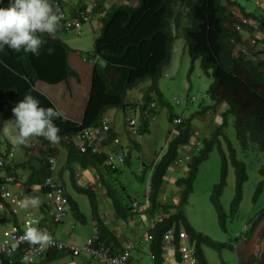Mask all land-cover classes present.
I'll list each match as a JSON object with an SVG mask.
<instances>
[{"label": "trees", "instance_id": "trees-1", "mask_svg": "<svg viewBox=\"0 0 264 264\" xmlns=\"http://www.w3.org/2000/svg\"><path fill=\"white\" fill-rule=\"evenodd\" d=\"M56 1L62 4V0ZM102 2L103 0L98 2L94 13V17H97L100 12H105L98 20L99 33L93 40L91 51L84 55V58L91 60L93 64L90 89L82 118L77 123L60 115L55 121L60 128L61 137L56 144L65 152V168L72 178L70 179L72 189L87 198L98 238L103 243L107 255H114V251L122 248L99 216L96 194L90 188L74 183L72 177L74 168L94 169L97 172L105 199L111 204L114 214L120 221H126L129 216L134 215L131 206L133 202L142 205L143 201H138L135 194L128 193L126 186L118 180L119 169H111L104 165V157L110 150H105L100 155L90 154V151L80 152L75 141L84 129L99 126L109 109L139 112L138 119L144 116L146 120L141 118L139 121L138 133L141 138L147 133L149 125L155 121L161 109L166 108L167 121L175 127L176 133L172 134L173 137L167 142L166 151L159 161L151 166L149 192L146 196L148 207L144 212L152 219L157 213L165 216L152 229H148L151 264H162V238L171 228L175 232L180 229L185 231L188 236L187 244L194 247L201 264H206L201 246L220 248L226 244H215L195 232L185 218L183 210L193 191L200 165L209 158L214 149H217L220 156V177L219 183L213 186L210 200L223 230L226 216L219 198L226 185L229 166L235 176V193L230 209L232 214L236 212L247 174L245 164L237 159V151L226 138L230 117L240 152L246 155L264 153V54L259 58L258 55L262 53L255 51L253 57L248 58L244 47L248 41L243 40V36L249 38L255 34L256 25L264 32V11L258 8L250 13L230 0H135L134 5L112 3L109 8H104ZM226 3L230 8H234V12ZM63 5L66 8L68 6ZM75 6L81 7L79 4ZM237 26L242 29L240 33L243 36L236 31ZM63 32L67 31L59 27L51 35L39 34L46 43L38 56H32L30 53L26 55L22 51L17 53L7 48L0 51V128L12 116L11 107L22 98L25 91L30 90L42 106L55 108L47 97L35 89L36 82L56 85L67 84L70 78L79 81L77 73L68 64V56L72 50L61 40L59 33ZM176 34H180L183 39L184 49L190 60H197L201 69L211 79L204 92L209 104L199 103L197 115L217 113L220 109L222 111L219 115V124L212 128L207 138L199 140L198 148L193 155L185 158L188 159L184 165L186 174L172 182L176 188L175 199L168 198L161 202L159 191L166 180L167 172L173 163L179 161L181 148L190 144L193 130L190 119L172 112L171 105L158 86L164 67L171 62L172 43ZM49 46L53 48L51 54L44 50ZM254 49L250 48L251 51ZM145 81H148V85L142 92L141 101H129L127 92ZM173 101L180 105L177 99ZM193 101V97L188 94L185 96L183 101L185 112L189 110ZM151 103L154 107H149ZM175 120H179V123H174ZM33 138L38 143L47 144L43 137ZM113 138L114 134L108 131V139ZM222 140L226 143L225 149L222 147ZM131 141L137 146L136 140ZM7 144L0 145L1 155L12 148L15 152L14 143L10 140ZM50 151L48 149V152ZM126 162L127 157L124 155V163ZM40 164L36 171H39L42 177L47 176L49 170L44 155ZM3 170L4 175L13 176L21 182L24 193L30 194L34 180L31 178L30 181L22 182V177L16 172L14 158ZM258 174L261 180L255 187L253 202L261 195L264 196V164L259 168ZM44 196L45 190L41 189L39 195L41 204L37 208L39 217H36L40 219V223L50 221L53 223L52 208L45 204ZM66 197L68 214L77 223L86 224L87 218L80 211L77 202L67 194ZM0 202L5 204L1 197ZM263 215L264 209L259 212L255 222ZM246 231L247 228H244L235 239H244ZM179 244L178 237L174 238L173 248H177ZM30 248L31 246L24 245L13 254L1 255L0 263L28 264L21 263L20 259ZM68 254L65 251L48 250L42 258L32 264L57 262ZM248 264H258L257 258L251 257Z\"/></svg>", "mask_w": 264, "mask_h": 264}, {"label": "rangeland", "instance_id": "rangeland-1", "mask_svg": "<svg viewBox=\"0 0 264 264\" xmlns=\"http://www.w3.org/2000/svg\"><path fill=\"white\" fill-rule=\"evenodd\" d=\"M230 1L238 3L250 13H253L258 8L264 11V0ZM71 4L72 2L70 0L69 5ZM226 6L234 12V8H230L227 3ZM256 27L258 35L264 33L262 32L263 29L259 25H256ZM99 28V22H95L94 25L91 23H85L82 25L80 33H72L68 31L59 33L62 41L71 47L73 54H75V56L83 62L82 64H85V71L78 69L80 76L84 78L86 76H90V72H88L90 70L89 63L93 64L91 60L84 58V55L91 51L93 40L98 35ZM245 45L246 54L249 58L254 55L253 52L255 51H251L249 45ZM171 54V62L169 65L164 67L158 86L167 102L171 105L173 109L172 112L176 115H183V117L190 119L192 128L196 131H200L203 129V120L205 118L197 115L198 104H209V100L205 97L204 92L211 83V79L201 69L197 60L191 61L187 56L184 49V42L180 37V34H176L172 43ZM74 66L76 67V65ZM147 85L148 81H145L137 88L128 91L127 99L129 101L135 100L140 102L142 92L145 90ZM66 89L64 88L65 92L67 91ZM71 90L72 95H83L84 90L86 93V89L79 85L76 87L72 85ZM187 94L193 97L194 101L189 110L185 112L183 110V101ZM174 99H177L178 102H180V105L175 104L173 101ZM108 114L115 117L116 120L113 122L114 125H120L124 118L125 126L128 119L137 118L138 116L136 111H121L119 109H109ZM167 114V109L162 108L155 121L149 125V129L146 134L138 139L131 137L132 140L137 141L140 146L139 150H134L131 147H128L123 151L124 155L127 157V162L118 168L120 173L117 175V178L126 186L128 193L130 194H134L131 191L140 193V190L144 188L143 183L144 181H149L152 172L151 165L159 161L160 157L166 151L167 142L173 137L172 134L176 133L175 127L167 121ZM70 116L76 117L77 112L75 111L71 113ZM101 126L102 123H100L97 127L84 129L83 131L87 130L94 132L95 130L100 129ZM9 128L11 131V126H9ZM83 131L78 135L77 139ZM209 134L207 133L206 136L205 134H201L198 138H196L198 140H202L207 138ZM226 138L237 151V159L245 164L247 174V180L244 182L242 187V198L240 204L237 206L236 212L232 214L230 209L235 193V176L233 169L229 166L226 185L219 198L220 206L226 216L223 230L220 227L216 211L210 200L213 186L219 183L220 177V156L218 150L214 149L210 153L209 158L199 167V171L193 185V191L188 197L183 213L189 225L195 232L207 237L215 244H226V246H222L220 248L202 245L200 249L205 258L206 264H248L250 258L253 256L257 258L258 264H264V215L255 222L258 218L259 212L264 209V196L261 195L256 201H252L255 187L261 180L258 170L264 164V153H252L250 155H246L240 152L239 145L235 139L231 117L229 119L228 127L226 128ZM3 139H6L7 141L11 140L0 134V141ZM123 140L128 142L127 137ZM221 142L222 147L225 149L226 143L223 140ZM16 155L18 157H22L21 151L17 150L16 152L15 150L14 160ZM192 155L193 154H191V156ZM179 163L180 158L178 162L173 163L169 168L165 177L166 180L159 191L160 196L164 195V197H167V200L174 195L176 190L172 182L178 177L180 178L184 176V166ZM58 165H60V162ZM143 166H145V168H143ZM83 200V202H80V209L82 214L87 218L86 224L77 223L70 215L67 216L63 220L62 225L66 226L65 224L67 221H71V224L73 225L72 227H75V229H69L70 233H68L65 239H61L75 241L76 239L87 237L90 234L92 235V225L90 226V222L88 221L89 214H91V212L88 207L89 205L87 206V199L83 197ZM0 224H3V221H1ZM243 227L247 228V235L244 239L236 240L235 235L239 234ZM94 230H96V228L93 226L92 231L94 232ZM166 256L167 250L163 249V257ZM133 258L136 259L135 256H133ZM137 259L138 260L135 264L152 263V260H150L146 254L141 255Z\"/></svg>", "mask_w": 264, "mask_h": 264}, {"label": "crops", "instance_id": "crops-1", "mask_svg": "<svg viewBox=\"0 0 264 264\" xmlns=\"http://www.w3.org/2000/svg\"><path fill=\"white\" fill-rule=\"evenodd\" d=\"M89 1L90 0H71L73 4H79V6L81 7L85 5L86 3H88ZM112 1L121 2V0H103L102 4L104 8H109L112 4ZM125 2H128V4H133V5L135 4V0H125ZM98 20L99 19L96 17L95 19L92 20L91 24L94 25L95 22ZM69 48L71 49V47ZM261 55L263 54L258 55V57H260ZM82 63L83 62L77 56H75V54H73V50H72V52L68 56V64L70 68L77 73L78 78H79L78 82H76L75 79L70 78L68 80V83L66 84L67 86L64 83H59L56 85H48L41 81H38L35 83V89L39 91L40 93H42L45 97H47V99L53 104V106L56 108V110L60 113V115L63 118L77 122V123L80 122L82 115H83L85 103H86L88 92L90 89V76H91V70H92V64L88 62L89 69H90L88 72H90V76H86L85 78L80 76L78 69H82L85 71V66H84L85 64H82ZM74 65H76V67ZM72 85H74L75 87L78 85L83 86L86 89V93L84 90L83 95H80V96L72 95L71 94ZM64 88L67 90L66 92ZM75 111L77 112V116L76 117L70 116L71 113ZM221 111L222 110L220 109L217 113L212 112L206 115H199L205 118L203 120V129L200 131H196L194 129L192 130L193 138L190 141V144L186 146L184 150H182L183 157L179 164L184 166L187 162L185 158H188L189 156H191V154L196 150L197 145H198L197 138L201 134H205L206 136L207 133L209 134V132L212 130L214 126L219 124V115ZM10 118L11 116L7 120H9ZM115 120H116L115 117H113L112 115H109L107 111L105 113V118L102 120V122H105L108 125L109 132L114 134L113 139L119 140L120 142L119 145L113 144L111 142V140L113 139L104 138L102 139L100 143H98L99 149H101V151L110 150L111 152H114L115 154H120V153L124 154L123 151L126 150L128 147H131L134 150H139L140 147H138V144L137 146L133 145L132 142H130L131 139H129L127 136V129H126V126L124 125V118L120 125H114L113 122ZM5 125H6V122L2 125V127ZM7 126L9 127L11 125H7ZM125 137L128 138V142H125V140H123ZM32 139L33 137L28 138L24 146L14 144V148L16 152L17 150H20L22 153V157H18L16 155V158H15L16 172L19 174V176L22 177L21 178L22 182L30 181L31 178L34 180L30 188V194L24 193L23 191L24 188L22 187L23 196H26V195L39 196L41 189H43L41 187V184L46 176L45 175L44 177H42L40 172L36 171L39 169L41 165L40 161L43 159L40 154V152L43 149H39L38 151L30 150L27 146H28L29 141H31ZM7 142L8 141L6 139H3L2 141H0V145H8ZM56 155H57L56 173L53 174V177L55 181L63 188L65 194L71 196L77 202L79 209H80V202L84 201L83 197L85 196L81 194H77L72 189L71 181H70V179L72 178L70 176L69 171L66 170L65 168V158H66L65 152L59 149ZM59 162H60V165H58ZM143 168H145V166H143ZM183 174L184 175L186 174L185 170L183 171ZM72 177H73V180L75 181L74 182L75 184L90 188L96 194L97 203L99 206V216L101 220L103 221V223L115 235L118 243L120 244V248H122L117 251H114L115 252L114 255L124 250H127L130 254L129 264H135L138 260L137 258L145 254L149 257L150 260H152V256L150 255V253H148L149 252L148 244L150 242L148 229L158 214H154L153 219H152L149 215H147L144 212V210H146V208L148 207V201H147L146 196L149 192V187H148L149 181H144L143 183L144 188L140 190V193L131 191L138 198V201H141V200L143 201L142 205H138L139 206L138 213L134 214L133 216H129L126 221H120L118 217L114 214L111 204L105 199L104 191L100 187L98 175L94 169L81 170L78 167H75ZM14 192L17 193L18 189L14 190ZM165 199H167V197H164V195H162L160 201L163 202ZM171 199H175V196L173 195L172 197H170V200ZM86 202L88 206V201L86 200ZM21 210L22 212H28L35 216L39 215L37 208L29 207V208L21 209ZM7 212L9 213V210L0 211V222L3 221V224H0V231L9 229L11 226H13L14 224L18 222L17 221L18 219L11 217L10 213L8 214ZM67 216H69V214ZM8 217H9V220H8ZM63 220L58 223L56 222L52 223L51 221L49 223H44V222L40 223V219H39V227H41V229H46L48 233L50 234V236L53 237L55 240L64 242L65 244H69V245L71 244L74 246H82L85 243V241L89 237H91L90 236L91 234H90L87 237H83L81 239L79 238V239H76L75 241L61 239V238L65 239L68 233H70L69 229L70 230L75 229V227H72L73 225L71 224V221H67V223L65 224L66 226L62 225ZM88 221L90 222V226L92 225V229H93V221L91 219V214H89ZM92 229H91V233L93 234ZM133 256H135L136 259H134ZM43 264H102V263H99L88 256H83V255L71 256L70 254H68L57 262H52V263L44 262Z\"/></svg>", "mask_w": 264, "mask_h": 264}, {"label": "built area", "instance_id": "built-area-1", "mask_svg": "<svg viewBox=\"0 0 264 264\" xmlns=\"http://www.w3.org/2000/svg\"><path fill=\"white\" fill-rule=\"evenodd\" d=\"M99 1L100 0H90L81 8L76 7L66 10L61 3L52 0L55 10L61 15L59 27L68 32L80 33L83 24L91 23L92 20L95 19L94 13L96 12ZM122 1L125 2V0ZM104 14L105 12H100L97 18L103 17ZM240 30L241 28L237 26L236 31ZM246 41H248L247 45H249L250 48H255V51L264 52V35L256 34L247 38ZM240 49L244 50L243 47H240ZM149 107H154V104H149ZM141 118L142 120H146L144 116ZM141 118L139 117L138 120H128V133L131 137L139 138V121H141ZM174 123H179V120H175ZM106 130L107 125L103 124L100 129L94 132L87 130L83 131L77 142L79 151L97 153L98 150L94 141L99 139ZM37 145L36 142H33L31 147L35 148ZM13 158V148L3 155L0 154V173L2 177V181L0 182V197L5 202V204L0 202V211L9 210L10 216L18 219V222L9 229L0 231V256L13 254L20 247L28 245L31 246V248L22 255L20 259L21 263L32 264L42 258L48 250H55L68 252L71 256H88L102 264H129V252L127 250L112 256L107 255L103 243L98 238L97 230H94L91 237H89L82 246L65 244L55 240L53 237H51L50 243L44 244H31L24 239V231L26 227L33 225V221L36 222L34 226L40 228L39 219L28 212H22L21 208L18 207L19 201L21 197H23L22 184L19 180H16L15 177L4 175L3 169L11 164ZM122 161L123 159L121 156L116 158L108 157L105 160V164L110 168H115L116 165ZM47 164L49 173L44 178L41 187L45 190V204L52 208V221L58 223L68 214V202L63 188L53 177L56 171V160L54 156L47 157ZM17 189L18 192H14V190ZM131 206L132 213L137 214L139 211L138 203L133 202ZM164 217V215L158 214L153 223L149 226V229H152L156 223L161 222ZM176 237H178L180 244L177 248H173V239ZM187 241L188 236L182 229L177 232H175L173 228L167 230L162 238L161 248L167 250V256L163 257L162 264H201L194 247L188 245Z\"/></svg>", "mask_w": 264, "mask_h": 264}, {"label": "clouds", "instance_id": "clouds-1", "mask_svg": "<svg viewBox=\"0 0 264 264\" xmlns=\"http://www.w3.org/2000/svg\"><path fill=\"white\" fill-rule=\"evenodd\" d=\"M69 2L70 0H62V6L66 10L76 8L75 4L72 3L71 5H69ZM112 3L123 4L128 2L112 1ZM63 4L68 5L67 8ZM60 21H61V15L58 13V11L55 10L51 0H3V2L0 3V51H2L4 48H7L17 53L22 51L26 55L30 53L32 56H38L40 54L42 47L46 43L39 34L41 33L52 34L56 32L60 26ZM243 23L246 22L243 21ZM254 30H255L254 35H256L257 27H255ZM240 31L237 32L240 33ZM261 35H264V33H261ZM247 38L248 37L243 36V39L246 40ZM44 50L49 54L53 52V48L50 46ZM258 52L264 53L262 51H258ZM10 111L12 116L9 120H6V125L0 128V134H2L5 138L11 139L12 142L17 145H24L28 140V138L33 136L43 137L46 140L47 144L38 143L33 138L31 141H29L27 147L32 151H38L39 149H43L40 152L41 157L43 158L44 155V159L45 161H47V157L54 156L57 165L56 154L60 148L56 143L60 141L61 137L59 135L60 128L55 123V121L58 118H60V113L57 110H55V108L53 107L42 106L39 100L31 94L30 90L25 91V93L22 95V98L13 104ZM133 119L138 120V116L137 118H133ZM128 120L126 124L127 133H128ZM101 123L102 125L106 124L105 122H101ZM7 125H11V131ZM108 131L109 129L107 125V130L103 133V135L99 139H96L94 141L98 152L97 153L90 152V154L100 155L102 152H104L101 151V149H99L98 143H100L104 138L108 139ZM127 136L129 139H131L129 133ZM78 141H79L78 139L75 141L76 145ZM197 141L199 143L198 139ZM33 142H36L38 144L37 147L35 148L31 147V144ZM111 142L115 145H119L120 143L118 139H113L111 140ZM48 149H50L51 151L48 152ZM184 149L185 146L181 148V153L182 150ZM118 156H121L123 161L117 164L115 168H111V169H118L120 166L125 164L124 154L121 153L115 154L114 152L111 151L108 152L104 157V162H103L104 165L107 166L105 164V160L108 157L116 158ZM181 160L182 157L180 156V162ZM186 160L188 161V159ZM40 204H41V198L39 196L26 195L20 199L18 207L21 209H26L29 207L38 208ZM157 214H161V213H157ZM35 223L36 222L33 221V225L26 227L24 231V239H26L31 244L50 243L51 236L48 233V231L46 229L35 227L34 226ZM244 228L245 227H243L241 231H244ZM236 236H239V234H236L235 237ZM161 250L163 257V249L161 248ZM129 260H130V254H129ZM162 263H163V259H162Z\"/></svg>", "mask_w": 264, "mask_h": 264}, {"label": "bare ground", "instance_id": "bare-ground-1", "mask_svg": "<svg viewBox=\"0 0 264 264\" xmlns=\"http://www.w3.org/2000/svg\"><path fill=\"white\" fill-rule=\"evenodd\" d=\"M262 54H264V53H262ZM262 56H263V55H261L260 57L262 58Z\"/></svg>", "mask_w": 264, "mask_h": 264}]
</instances>
